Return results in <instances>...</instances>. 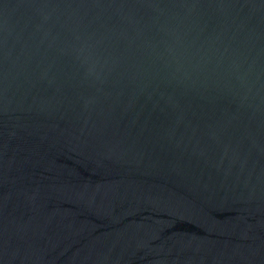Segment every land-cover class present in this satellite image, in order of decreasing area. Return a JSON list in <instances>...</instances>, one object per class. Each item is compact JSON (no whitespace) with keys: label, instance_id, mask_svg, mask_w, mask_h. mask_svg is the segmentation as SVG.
Masks as SVG:
<instances>
[{"label":"water","instance_id":"water-1","mask_svg":"<svg viewBox=\"0 0 264 264\" xmlns=\"http://www.w3.org/2000/svg\"><path fill=\"white\" fill-rule=\"evenodd\" d=\"M0 264H264V0H0Z\"/></svg>","mask_w":264,"mask_h":264}]
</instances>
